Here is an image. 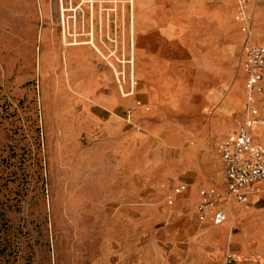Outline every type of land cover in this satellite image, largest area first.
<instances>
[{"label": "rangeland", "instance_id": "374dc122", "mask_svg": "<svg viewBox=\"0 0 264 264\" xmlns=\"http://www.w3.org/2000/svg\"><path fill=\"white\" fill-rule=\"evenodd\" d=\"M235 15L236 0H0V264H162L153 213L183 173L155 203L134 171L157 150L166 164L164 141L216 153L241 122Z\"/></svg>", "mask_w": 264, "mask_h": 264}, {"label": "crops", "instance_id": "0c3cea01", "mask_svg": "<svg viewBox=\"0 0 264 264\" xmlns=\"http://www.w3.org/2000/svg\"><path fill=\"white\" fill-rule=\"evenodd\" d=\"M248 6L247 11L253 18L251 30L257 35L254 40L251 32L250 41L255 45H264V1L250 0ZM68 61L70 56L67 54ZM261 85L264 91V77ZM243 94V91L240 94L239 86L232 88L221 103L222 113L238 108L241 104L238 96L243 97ZM255 106L264 112V92L257 98ZM243 117L244 113L241 121ZM219 120L220 115H215L211 119L212 126L216 127ZM153 131L155 134V129ZM230 133L224 134L215 143L216 153L212 145L205 152H200L196 146L182 147L164 141L163 147L168 151L166 162H163L166 164L159 167V162L163 160L157 150L155 172L134 171L135 186L140 193L154 191L155 203L165 195L176 176L183 173L176 184L185 185V191L172 194V205L156 204L153 213L155 239L163 242L161 248H164L157 250L155 255L162 264H222L223 253L228 249L239 255L236 264H264V184L256 185L257 191L250 194L246 202H227L229 208L221 224H213V209H207L205 219L199 220L197 205L200 190L225 188L217 147L220 140ZM251 133L255 141L264 145V125H254Z\"/></svg>", "mask_w": 264, "mask_h": 264}, {"label": "built area", "instance_id": "2783aa9c", "mask_svg": "<svg viewBox=\"0 0 264 264\" xmlns=\"http://www.w3.org/2000/svg\"><path fill=\"white\" fill-rule=\"evenodd\" d=\"M249 2L250 0H236L235 15L242 23L241 30L247 42L244 61L247 75L244 117L228 137L220 140L217 147L222 162L221 176L225 180V188L202 189L199 192L200 201L197 205L199 220L205 219L207 209H213L214 225H219L226 219L229 208L227 202L230 203L232 200L246 202L249 195L257 191L256 185L264 184V145L255 141L250 131L254 125H264V112L255 106L257 98L264 92L261 85L264 77V45H255L250 41L252 23L247 11ZM184 191L183 184H179L173 190L174 193ZM169 203H172L171 200ZM237 261L238 255L227 251L223 264H236Z\"/></svg>", "mask_w": 264, "mask_h": 264}, {"label": "bare ground", "instance_id": "6f19581e", "mask_svg": "<svg viewBox=\"0 0 264 264\" xmlns=\"http://www.w3.org/2000/svg\"><path fill=\"white\" fill-rule=\"evenodd\" d=\"M87 42H89V41H87ZM238 255V254H237ZM238 260H239V255H238Z\"/></svg>", "mask_w": 264, "mask_h": 264}]
</instances>
